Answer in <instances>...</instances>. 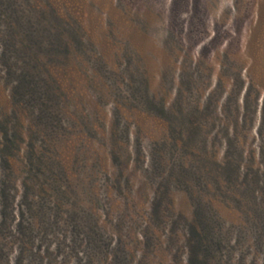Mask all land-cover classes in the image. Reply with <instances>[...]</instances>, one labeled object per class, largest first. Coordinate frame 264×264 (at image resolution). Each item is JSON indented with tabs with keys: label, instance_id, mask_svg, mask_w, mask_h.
Listing matches in <instances>:
<instances>
[{
	"label": "rangeland",
	"instance_id": "obj_1",
	"mask_svg": "<svg viewBox=\"0 0 264 264\" xmlns=\"http://www.w3.org/2000/svg\"><path fill=\"white\" fill-rule=\"evenodd\" d=\"M263 3L0 0V264H264Z\"/></svg>",
	"mask_w": 264,
	"mask_h": 264
},
{
	"label": "flooded vegetation",
	"instance_id": "obj_2",
	"mask_svg": "<svg viewBox=\"0 0 264 264\" xmlns=\"http://www.w3.org/2000/svg\"><path fill=\"white\" fill-rule=\"evenodd\" d=\"M45 15V14H43ZM21 17V16H19ZM21 19H23L21 17ZM28 20H31L30 18H27ZM27 20V21H28ZM42 20H45V18L43 16H39L36 19V26H35V30L38 31L36 32V43L34 42V46L36 48V53H46V56L49 55V57L53 56V55H62L60 53H65L64 51V45L62 43V41L59 39L61 38L59 35L62 32V30H60L59 26L54 24L53 22H50L51 27H53V29L55 30H51V28L49 30H47L48 26H43L42 24ZM44 27V28H41ZM47 38H50L49 40ZM47 42H44V40ZM14 41V42H13ZM11 41L12 42V46L15 45V39ZM48 43V44H47ZM51 49V50H50ZM63 51V52H62ZM65 55V54H64ZM56 76V75H55ZM57 77V76H56ZM55 80H58L59 82V78H55ZM29 80H26V82ZM30 83V82H29ZM43 83V81H42ZM40 84V85H39ZM41 82H40V78L36 76V87H32L35 89V91L29 90V88H26L23 86V90L26 92L23 96L24 97H28L29 102L31 103L33 100L35 102V104L32 107H37L43 108V114H39L38 115V119L42 122V125L50 127V126H56V125H60L59 128H62V124H60V122L58 121V119L55 118L56 115V111H55V102L58 99V93L56 90L58 89H54V85L52 86V82H50V85H48L49 87L46 89L41 88ZM27 89V90H26ZM44 96H49L48 98H52L48 103H45L43 101ZM34 98V99H33ZM54 106V110L51 108L52 105Z\"/></svg>",
	"mask_w": 264,
	"mask_h": 264
},
{
	"label": "trees",
	"instance_id": "obj_3",
	"mask_svg": "<svg viewBox=\"0 0 264 264\" xmlns=\"http://www.w3.org/2000/svg\"><path fill=\"white\" fill-rule=\"evenodd\" d=\"M263 1V0H262ZM263 8H261V11H260V14H259V16H258V20H259V23L261 24H264V3H263V6H262ZM263 9V10H262ZM25 82H24V87H26V88H29L28 89V91L29 90H32V91H35V89L34 88H32V86H31V84L29 83V81H27L26 82V80H24ZM27 90V89H26Z\"/></svg>",
	"mask_w": 264,
	"mask_h": 264
}]
</instances>
